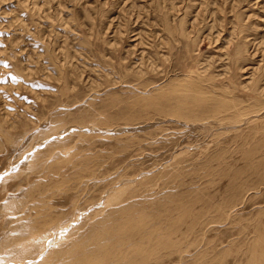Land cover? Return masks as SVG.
Masks as SVG:
<instances>
[{
  "label": "rangeland",
  "instance_id": "obj_1",
  "mask_svg": "<svg viewBox=\"0 0 264 264\" xmlns=\"http://www.w3.org/2000/svg\"><path fill=\"white\" fill-rule=\"evenodd\" d=\"M264 264V0H0V264Z\"/></svg>",
  "mask_w": 264,
  "mask_h": 264
},
{
  "label": "bare ground",
  "instance_id": "obj_2",
  "mask_svg": "<svg viewBox=\"0 0 264 264\" xmlns=\"http://www.w3.org/2000/svg\"><path fill=\"white\" fill-rule=\"evenodd\" d=\"M66 264H84V259H82V256L71 255Z\"/></svg>",
  "mask_w": 264,
  "mask_h": 264
}]
</instances>
